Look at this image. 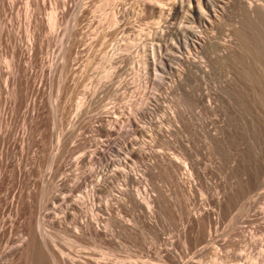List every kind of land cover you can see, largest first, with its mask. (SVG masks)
<instances>
[{
	"label": "rangeland",
	"instance_id": "1",
	"mask_svg": "<svg viewBox=\"0 0 264 264\" xmlns=\"http://www.w3.org/2000/svg\"><path fill=\"white\" fill-rule=\"evenodd\" d=\"M3 1H5L6 3ZM11 1H14L13 5H11ZM17 1H0L4 4L1 5L2 3H0V9L3 8L2 13H0V21L4 24L2 25V23H0V32L1 28L2 32H5H3L2 34L0 33V54L3 53L2 56L0 55V59H2V61H0V64L1 62L3 64V66H1L2 64L0 65V70L1 67H3V70L0 71V74L2 75H0V79L1 82L5 81V83L0 82V86L2 85L0 87V172L2 174H0V195L2 196H0V218L2 219L0 220V223L2 222L0 224V226L2 227L0 228L2 229L0 230H5L4 236L0 238V253L2 252L0 254V263H10L12 260L10 259V257L8 260V257L6 255L10 254L13 248L21 245V243H23V241L27 239V237L31 233L34 235L37 234L36 237L39 239L41 237L40 240H43L42 238H44V240H47L48 238V243L45 248L50 249H46L47 253L50 255V251L52 249V252H54L53 254H56L54 258L52 257L53 255L51 253V264H80L79 262H81V264H113L116 261V264H129L130 262L131 264H164L165 261H168V263L165 262V264H173L171 260L163 257L164 253H166V250H172L179 261L183 262L185 260L183 262L184 264H264V26H253L252 28L253 34H255L253 43L254 47L251 46L252 44L250 45L248 44V42L244 41V38L241 36L240 31L247 22L246 5L250 0H216V8L221 14L217 20H214L213 17H211L212 19L210 17H207L206 10H204L205 20L196 18L195 15L189 10L177 11L176 9H174L175 0H38V2L40 1L39 3H36L37 0ZM53 1H58L56 2L57 7L54 6L56 3H54ZM30 2L32 3L30 4ZM64 2L66 7H64ZM258 3L264 4V0H260ZM37 5L39 7L40 5H42L41 10H43L40 11L41 14H39V7ZM4 6L8 9V11ZM186 6H190L189 2L186 3ZM16 8L19 11H17ZM64 8H66V11ZM14 9L18 13L15 12ZM12 11L14 14L12 13ZM63 11L65 14L63 13ZM36 13L38 15H36ZM53 13L57 15V20H55ZM170 13L171 15L169 16ZM2 16L7 18L9 17L11 19L8 18L9 21L7 22V18H2ZM12 16H16V18H13V20ZM223 17H225V19H223ZM37 18H39L41 21ZM4 19L6 20L5 22ZM32 21L34 22V24ZM13 25L15 27H13ZM35 25L36 27H34ZM37 25L40 27L42 26L41 30L38 29L40 27H37ZM18 27L20 30L18 29L17 31L16 29ZM43 27L44 30H42ZM36 29L40 31H37ZM236 29L240 30H237L236 32ZM10 31H12V33H8ZM14 31L16 32V35ZM34 34L36 35V37ZM197 36L202 40L197 39ZM10 38L15 39L12 40V42ZM187 38L191 40L188 41ZM208 38H210L211 40ZM16 39H19V41ZM48 39H50V43ZM14 41L16 45L14 46L17 49L13 47ZM42 41H45L44 44L46 46L44 44H41L43 43ZM229 43L232 45H229ZM21 46L22 49H20ZM32 46L35 47L33 65L32 62L28 60V57L30 55L28 54V52H31L30 48ZM40 46H44L43 49H40ZM233 48L237 49L236 53L227 58L225 56L226 52L228 51V53H230ZM13 49L14 51H20L22 55L21 57L15 58L14 62L17 66H15V63L13 65V60L11 57ZM40 50L42 51V53H40ZM6 51L8 52L7 56ZM22 51L25 55H23ZM154 52L159 54V57L157 56V62L154 63L153 66L148 63L150 61L147 60L148 57L150 58L151 54H154ZM249 52L251 53V55L248 54ZM38 55L42 56L38 57ZM186 55H191L192 58L196 60L193 63L182 60V57ZM161 57L162 59H160ZM19 61H21L22 64L20 66L18 65ZM36 61H38V63H36ZM10 62L12 63L10 64ZM54 62L56 64L58 63V67ZM6 63L8 66L6 65ZM250 64L252 66H250ZM11 66L13 67V69H11ZM47 66H52L51 69H53L54 71H51V69ZM202 66L205 67L202 68ZM8 67L9 70L7 69ZM54 67H57L56 72ZM228 67L230 68L228 69ZM44 68L46 71L44 70ZM17 69L20 71H18ZM28 69L30 71H28ZM36 69H39L42 74H40L41 72L39 70L38 72ZM10 72L11 77L9 76ZM12 72L14 73L12 74ZM20 73H22V75ZM26 75L29 76L28 79H26ZM30 75L32 76L30 77ZM42 76H44V79H42ZM37 77H39L40 80ZM12 79L14 81H12ZM41 81H43L44 83H42ZM14 82L16 84H14ZM220 83H222V85H220ZM5 85L6 87H4ZM32 85L37 86V92H31ZM8 87H10L11 90ZM13 90H17L20 99L18 97L17 98L19 100L16 98L13 99ZM11 91L12 93L10 94ZM27 91L30 97L27 96ZM101 91L103 93H101ZM8 96H11V98ZM90 97H94L95 99L97 98L99 103L96 102L94 98L91 100ZM208 97H210L211 99ZM6 98H10V101ZM27 99L29 103L26 102ZM40 99H42L43 101ZM89 100H94L93 103L96 104H92V102L88 103L90 102ZM230 100L232 101L230 102ZM14 106H16L18 113L15 112L16 108ZM27 106H29V108ZM12 109H15L14 112H12ZM24 109H27L26 112H24ZM28 110L30 111V113ZM4 113L7 117L4 116ZM12 113L14 114L13 119V116L11 115ZM132 113L135 114L133 115ZM17 114L18 116H16ZM128 116L130 117L128 118ZM24 117L26 118L24 119ZM11 120L12 122H10ZM19 120L20 122H18ZM151 120H154V122ZM129 121L131 122V124H128L130 123ZM156 121H158V123ZM123 122L124 125H122ZM3 123L4 127L2 126ZM9 123L12 124L8 125ZM18 123H20V125ZM132 123L134 124L132 125ZM23 124L24 127H22ZM113 124H117V126H114ZM3 128H5V130ZM22 128H24V130ZM27 128L29 130H27ZM102 128H107L108 131L106 132ZM114 128L117 130H115ZM154 128L158 129L156 130ZM216 128L220 132H218ZM118 129H120V131ZM204 129L206 131H204ZM161 130L164 132H162ZM1 131L3 134V131L9 133L8 135L7 133H5V136H3L1 134ZM214 131L215 133L217 131V133L215 134ZM23 132L24 134H22ZM30 132H32V135H34L33 138ZM71 132L73 134L75 133V137ZM155 132L160 135L157 136ZM15 133L16 136H14ZM137 133L138 135H136ZM163 133L165 134V136L162 135ZM23 135H26V137H24ZM65 135L71 136V139H69L70 137H68L67 139V136L65 137ZM120 135H122V137H119ZM17 136L18 141H16ZM28 136H30V140ZM110 136L114 138L112 139ZM38 137H40V139ZM64 138L66 140H64ZM67 140L69 141V143ZM125 140L129 141L125 143ZM109 141L110 145H108ZM170 141H172L173 145ZM25 142L26 144H24ZM62 142L66 144H63ZM85 142L88 144V147ZM140 142L142 145L140 144ZM9 143L11 144L9 145ZM138 143L140 145L135 146L138 145ZM148 144L153 145V147ZM63 145L64 148L66 145H68V147H71V149L69 150V148H65L66 150H64ZM97 145H99L101 149L103 148V154L100 155V157L98 156L97 158H94L93 160L89 159V155L91 153L90 150L93 151L98 148ZM120 145H122L124 148L121 146L120 149ZM86 147L87 149H84ZM105 147L106 149H104ZM140 147H142V149ZM132 148H140L141 152H146L144 154H140L139 149V154L133 157L128 153ZM22 149H24V153L22 152ZM123 149L124 151L122 153ZM78 150L80 152L82 151L83 155L80 152L78 153ZM85 150L86 152H84ZM153 150L154 154H152ZM70 151L73 154L75 152V156L72 153H69ZM14 152L17 153L15 154ZM64 152L65 154L66 152L69 153L68 156L65 157ZM14 155H16V157ZM63 155L64 157H62ZM167 155L169 157H167ZM2 157L4 161L2 160ZM6 157H10L11 159L8 158V161ZM79 157L82 159H80ZM117 157L119 158L117 159ZM153 157L158 158L154 160L155 158ZM162 157L164 158L163 160ZM170 157L173 159H171ZM36 158L38 159V161ZM70 158L76 161V163L73 162ZM188 158L191 162L188 160ZM119 159L127 161V164H129L127 166V170L133 171L137 175L141 173L139 176H141L142 181L145 183H141L143 184L141 186L142 191L147 193V195L149 194L148 196H152V198L154 197L156 201L152 202L149 205V208L154 209V211H152V214H156L155 216H151V218L154 216L153 218L155 219V221H152L153 219H151L150 216L148 217L149 214L147 212V206L141 207L136 205L132 201L130 195L131 192L136 193V184L131 181H126V183H124L120 176L118 178V175H115V169L122 170L124 168L121 167L122 165H119ZM170 159L181 164V168L178 169V171L177 169L175 170L174 168L169 167L171 165L170 163H168L171 162ZM6 160L8 161V163ZM132 160H136V162ZM67 161L70 162L67 163ZM155 161L156 163H154ZM159 161L168 162H165L162 166L163 163L161 164L159 163ZM1 162L4 163L2 164ZM144 162H146V164L148 165L144 164ZM133 163H137V166L135 165L137 168ZM59 164H61V166ZM75 164H78L77 167ZM95 164L97 165L96 167ZM153 164L156 166H154ZM165 164L167 165L166 167ZM103 165H105V167ZM91 166L92 168L90 171L89 168ZM2 167L4 168L1 169ZM66 167L69 168L66 170ZM149 167L150 170H147L149 169ZM154 167H157L158 170L160 169V171H158L157 168ZM205 168L208 169V171ZM26 169L28 170L26 171ZM93 169H95L96 171H94ZM140 169L141 171H146L140 172ZM203 170H205L206 173ZM55 171H57L58 173ZM59 171L60 173H62L61 175ZM168 171L170 174L172 173V179L170 178L171 175H169ZM188 171L190 172V175ZM81 172L84 174H82V177L80 175ZM164 172H166L167 175ZM103 173L107 178L109 176V179H107L106 181L108 183L103 182V186H99V178H101ZM178 174H180L181 176L179 175L178 177ZM48 175L50 176L48 177ZM32 177H34V179ZM70 177L73 178L71 179ZM76 177L78 179H76ZM148 177H150V180L148 179ZM52 179H54L53 181H55V183L59 185H54L55 183L52 182ZM97 179L98 181H96ZM111 180L113 181V183ZM44 181H47L48 183ZM76 181L78 183H76ZM179 181L180 185H178ZM149 182L152 183L149 184ZM45 183L46 185H48H44ZM128 183L130 185H128ZM186 184L188 185V187ZM49 185L50 188L48 187ZM110 185L112 187H110ZM147 185H150L152 187ZM59 186L60 188L58 189ZM118 186L119 188H117ZM160 186H162L163 188ZM180 186H182L184 190ZM121 187L125 191H130V194H127L125 196L121 194ZM174 187H176V189ZM8 188L10 191L8 190ZM55 188L57 189L56 191ZM208 188L210 191L208 190ZM30 189L32 190V195L30 193ZM110 189H112L113 191ZM115 189L116 192L114 191ZM148 189L149 193L147 192ZM153 189L155 190L152 192ZM48 190H51L52 193H50V191ZM43 191L45 194L43 193ZM59 191L62 193V195H60L61 193ZM71 191L74 192L72 193ZM94 191L96 192L94 193ZM185 191L186 196L184 194ZM216 191H218L219 193ZM47 192L50 194H48ZM108 193L111 195L110 197ZM169 193L171 195H168ZM177 193L178 197L175 196L177 195ZM43 194L45 197H42ZM47 194L52 197H49ZM63 194L65 198L63 197ZM182 194H184L185 197H183ZM187 194L190 195L191 198ZM216 195H219V197H216ZM106 196L109 198H107ZM179 196L181 199L179 198ZM117 197H121V199L118 200ZM186 197H188V203H186ZM224 197L226 198L224 199ZM40 198H44V200H40ZM176 198L179 199L176 200ZM205 198L208 200L206 201ZM78 199L80 203H78ZM108 200L110 202H108ZM249 200H251V204L248 203L250 206L254 202L252 208L248 204L247 207L245 206V203L249 202ZM6 201H8V204ZM73 201H76V204ZM93 201L96 205H102L103 203V206H106L107 204L109 206L111 205V213L118 217V219H122L121 221L125 223H113V228L112 222H109L107 219L109 218V216L105 213L103 214V212H101L100 210V212L98 210L96 211L98 215H96V218L99 216L100 217L98 218V220H95L98 224H100L99 226L102 227L103 225L102 228L100 227V230L106 233L108 231L110 232L107 233L108 236L106 235V238L107 240H109V242H107L104 238L105 242L103 241L102 243L101 241L103 237L100 238L101 236H98V238L96 237V235L91 233L93 235L92 236L90 234L91 231L87 228L86 224L85 227L82 224L84 223L85 218L88 217V205ZM84 202L87 203L85 204ZM44 203L46 205L48 203V207H46ZM120 203H124V205H120ZM128 203H132V206ZM42 205L45 210L42 208ZM62 205L63 207H61ZM6 206H8L7 209ZM211 207L214 208V210H212ZM40 208L42 209L40 210ZM189 208L193 209H190V211ZM50 209L52 210L50 211ZM68 209L72 211V213ZM140 209L142 211H140ZM157 209L160 212H158ZM220 209L222 211V214H220ZM42 210L50 214L47 215ZM75 211L77 212L75 213ZM135 211L140 214L138 215ZM188 211L189 213H192V215L190 214L191 216L188 214ZM205 211L209 214H206L204 216ZM18 212L20 214H18ZM60 212L63 214H61ZM66 212L71 215L67 216L68 218H63ZM131 212L134 213V215ZM179 212L182 214H180ZM194 212L197 213L195 214ZM8 213H12L11 217L14 215L12 219L8 215ZM33 213L34 215H32ZM100 213L103 215H101ZM75 214H77V217L75 216ZM3 215L5 216V218L3 217ZM79 215L82 220L79 218ZM39 217H42L41 219H43L45 223V220H47L48 223L50 221V225L54 226L55 228L52 226L51 228H49L50 225L48 223H46V225L48 224L49 226H46L43 220H38ZM89 217H91L90 214ZM181 217H183L184 220ZM195 217L199 219V222L197 224L193 222V218ZM240 218L242 220H239ZM137 219H139L141 224H139V221H135ZM218 220L220 223L218 222ZM80 221H82V223ZM42 222L43 225H45L44 228H42ZM66 222L68 223L66 224ZM69 222L70 224H72L70 225ZM134 222L138 223L139 226L144 223L142 225V229L141 227H138V224H135ZM148 222L154 223H152V228L147 227ZM236 222L238 223L237 226ZM10 223H13V225H11ZM73 223H76L79 226L76 224L74 225ZM131 223H134L135 225H133L135 227L131 225ZM81 225L83 228H81L82 232L80 230ZM132 226L134 227L135 231H132ZM41 228L44 230H41ZM56 228L58 229V231ZM64 228L66 229V231ZM104 228L108 230H105ZM124 228H127L126 230H128L129 232H126L128 234L124 232ZM38 229L41 231H39ZM62 229L66 233H62ZM184 230H186V233L184 232ZM42 231H45V233H47V238H45L46 235L44 232V235L41 233ZM51 231L52 233H54L53 235L55 237H53ZM70 231H72L73 233ZM114 231L118 232H115L117 241L116 237L112 238L113 236H115ZM10 233H12L13 235L11 234V236ZM83 233L86 234V238L85 236L83 237ZM74 234L79 235L80 239H78V236H74ZM42 235L44 237H42ZM128 235L130 236L128 237ZM132 235H134V237H132ZM242 235H244L243 237L246 238H243ZM15 237L16 239H14ZM87 237L90 238L88 239ZM52 238H56V240H54L55 242L53 241V243H55V247L51 242L53 240ZM91 238H93L95 241L90 240ZM95 238H97V241ZM208 241L212 242L210 243ZM245 241L248 242L246 243ZM252 241L255 242L253 243ZM57 243H59L58 246H56ZM9 245L15 247L11 248ZM205 245L207 248L205 247ZM114 246L117 247L120 254L118 253V251H115L116 247L114 248ZM164 247L167 248L164 249ZM202 247H204L205 249H203ZM112 248L115 250H112ZM158 249L159 253H157ZM163 249L164 251H162ZM199 250L200 255H197V252H199ZM63 251L66 252L64 253ZM160 251L163 255L160 254ZM60 252H62V254ZM113 252L118 253L119 255L114 254ZM1 255L4 257H1ZM113 255L116 256L114 257ZM80 257L82 258L80 259ZM89 257L91 258L89 259ZM103 258L106 260H104ZM161 258L165 259V261H161ZM55 259L58 263L55 261ZM72 259L76 262L72 261ZM189 260L190 262H188ZM2 261L6 262L4 263ZM15 261L18 263L20 262L19 260ZM54 261L56 263H53Z\"/></svg>",
	"mask_w": 264,
	"mask_h": 264
},
{
	"label": "bare ground",
	"instance_id": "2",
	"mask_svg": "<svg viewBox=\"0 0 264 264\" xmlns=\"http://www.w3.org/2000/svg\"><path fill=\"white\" fill-rule=\"evenodd\" d=\"M0 1H1V0H0ZM16 1H17V0H16ZM35 1H36V0H35ZM35 1H34V2H35ZM45 1H46V0H45ZM63 1H64V0H63ZM232 1H233V0H232ZM244 1H245V0H244ZM259 1H260V0H259ZM259 1H258V0H257V1H256V0H250V1H248L247 5H246L247 22H246V24L241 28V31H240V34H241V36L244 38V41L248 42V44H250V45L252 44V45H251L252 47H254V46H253V43H254V39H255V38H254V37H255V34H253V31H252L253 26H264V4L258 3ZM261 1H262V0H261ZM3 2H5V1H3ZM3 2H0V3H2L1 5H4ZM17 2H18V1H17ZM39 2H40V1H39ZM39 2H38V0H37L36 3H39ZM53 2L56 3V2H58V1H56V2L53 1ZM53 2H52V3H53ZM188 2H189V5H190L189 7L186 6V3H188ZM215 2H216V0H175V2H174V4H175V5H174V9H176L177 11H183V10H187V11H188V10H189L190 12H192V13L195 15L196 18H198V19H200V20H205V15H204L205 13H204V10H206V11H207V14H206L207 17H210V18L213 17L214 20H217L221 14H220L219 10H217V8H216V3H215ZM228 2H229V1H228ZM5 3H6V2H5ZM31 3H32V2H30V4H31ZM60 3H61V2H60ZM66 3H67V2H66ZM217 3H218V2H217ZM226 3H227V2H226ZM230 3H231V2H230ZM234 3H235V2H234ZM13 4H14V1H11V5H13ZM15 4H16V3H15ZM18 4H20V3H18ZM18 4H17V5H18ZM46 4H47V3H46ZM63 4H64V7H66V6H65V2H64ZM220 4H221V3H220ZM220 4H219V5H220ZM34 5H35V4H34ZM44 5H45V4H44ZM56 5H57V3H56L54 6H56ZM60 5H61V4H60ZM221 5H222V4H221ZM5 6H6V5H5ZM5 6H4V7H5ZM37 6H38V5H37ZM41 6H42V5H40V7L38 6V7H39V10H38L39 12L43 10V9L41 10ZM15 7H17V6H15ZM38 7H37V8H38ZM56 7H57V6H56ZM225 7H226V6H225ZM5 8H6V7H5ZM10 8H11V7H10ZM30 8H31V7H30ZM34 8H35V7H34ZM34 8H33V9H34ZM61 8H62V7H61ZM2 9H3V8H2ZM2 9H0V10H1L0 13H2ZM6 9H7V8H6ZM6 9H5V10H6ZM11 9H12V8H11ZM47 9H48V8H47ZM64 9H65V11H66V8H64ZM223 9H226V8H223ZM14 10H15V9H14ZM16 10H17V8H16ZM16 10H15V12L19 11V10H17V11H16ZM36 10H37V9H36ZM56 10H57V9H56ZM58 10H59V9H58ZM7 11H8V9H7ZM34 11H35V10H34ZM45 11H46V10H45ZM169 11H170V10H169ZM224 11H225V10H224ZM5 12H6V11H5ZM10 12H11V11H10ZM39 12H38V13H39ZM12 13H13V11H12ZM17 13H18V12H17ZM54 13H55V12H54ZM54 13H53V16H54L55 20H57V19H58V18H57V15L54 14ZM63 13H64V11H63ZM224 13H225V12H224ZM227 13H228V12H227ZM6 14H8V13H6ZM13 14H14V13H13ZM15 14H16V13H15ZM30 14H31V13H30ZM39 14H41V12H40ZM60 14H61V13H60ZM60 14H59V15H60ZM64 14H65V13H64ZM1 15H2V14H1ZM4 15H5V13H4ZM9 15H10V13H9ZM20 15H21V13H20ZM36 15H38V14L36 13ZM170 15H171V13L169 14V16H170ZM30 16H31V15H30ZM41 16H42V15H41ZM60 16H61V15H60ZM18 17H19V15H18ZM36 17H37V16H36ZM58 17H59V16H58ZM63 17H64V16H63ZM207 17H206V18H207ZM0 18H1V17H0ZM2 18H5V19H6L7 17L2 16ZM8 18H9V17H8ZM8 18H7V22L9 21V19H11V18H9V19H8ZM13 18H16V16H15V17L12 16V19H13ZM168 18H169V17H168ZM221 18H222V17H221ZM221 18H220V19H221ZM243 18H244V17H243ZM5 19H4V22L6 21ZM37 19H39V18H37ZM37 19H36V20H37ZM115 19H116V16H115ZM115 19H114V20H115ZM207 19H208V18H207ZM211 19H212V18H211ZM211 19H209V20H211ZM223 19H225V17H223ZM2 20H3V19H2ZM13 20H14V19H13ZM16 20H17V19H16ZM39 20H40V19H39ZM59 20H60V19H59ZM221 20H222V19H221ZM10 21H11V20H10ZM40 21H41V20H40ZM13 22H14V21H13ZM15 22H16V21H15ZM18 22H19V21H18ZM32 22H33V21H32ZM211 22H212V21H211ZM221 22H222V21H221ZM0 23H2V25H4L3 22L0 21ZM38 23H39V22H38ZM43 23H44V22H43ZM205 23H206V22H205ZM215 23H217V22H215ZM6 24H7V23H6ZM13 24H14V23H13ZM33 24H34V22H33ZM36 24H37V21H36ZM41 24H42V23H41ZM202 24H203V23H202ZM7 25H8V24H7ZM17 25H18V24H17ZM17 25H16V26H17ZM38 25H39V24H38ZM38 25H37V27H40V26H38ZM43 25H44V24H43ZM235 25H236V24H235ZM0 26H1V24H0ZM30 26H31V25H30ZM202 26H203V25H202ZM13 27H15V26L13 25ZM20 27H21V26H20ZM34 27H36V25H35ZM41 27H42V26H41ZM41 27L38 28V29L41 30ZM47 27H48V26H47ZM51 27H52V26H51ZM206 27H207V26H206ZM208 27H209V26H208ZM212 28H213V27H212ZM238 28H239V25H238ZM260 28H261V27H260ZM13 29H15V28H13ZM18 29H19V27H18L16 30L18 31ZM34 29H35V28H34ZM38 29H36V30H37V31H40V30H38ZM160 29H161V28H160ZM16 30H15V31H16ZM19 30H20V29H19ZM36 30H35V31H36ZM42 30H44V27L42 28ZM46 30H48V29H46ZM209 30H210V29H209ZM237 30H238V29H236V32H237ZM239 30H240V29H239ZM239 30H238V31H239ZM15 31H14V32H15ZM29 31H30V29H29ZM51 31H52V29H51ZM194 31H195V30H194ZM196 31H197V30H196ZM3 32H4V31H3ZM3 32H2V28H1V32H0V33L2 34ZM14 32H13V34H14ZM24 32H25V31H24ZM41 32H43V31H41ZM197 32H198V31H197ZM197 32H195V33H197ZM200 32H201V31H200ZM200 32H199V33H200ZM226 32H227V31H226ZM4 33H5V32H4ZM8 33H12V31H10V32H8ZM32 33H33V32H32ZM257 33H258V32H257ZM20 34H21V33H20ZM20 34H19V35H20ZM29 34H30V33H29ZM41 34H42V33H41ZM6 35H7V34H6ZM15 35H16V32H15ZM19 35H18V36H19ZM22 35H23V34H22ZM32 35H33V34H32ZM34 35H35V34H34ZM42 35H43V34H42ZM201 35H202V34H201ZM204 35H205V34H204ZM238 35H239V32H238ZM11 36H14V35H11ZM39 36H40V35H39ZM39 36H38V37H39ZM230 36H231V35H230ZM3 37H4V35H3ZM15 37H16V36H15ZM19 37H20V36H19ZM29 37H30V36H29ZM32 37H33V36H32ZM35 37H36V35H35ZM203 37H205V36H203ZM208 37H209V35H208ZM11 38H12V37H11ZM11 38H10L11 41L15 39V38H14V39H11ZM41 38H42V36H41ZM41 38H40V39H41ZM44 38H45V37H44ZM196 38L199 39V40H202V39L199 38L198 36H197ZM0 39H1V38H0ZM36 39H37V38H36ZM194 39H195V38H194ZM197 39H196V40H197ZM208 39H210V38H208ZM232 39H234V38H232ZM3 40H4V39H3ZM16 40L19 41V39H16ZM23 40H26V39H23ZM45 40H46V39H45ZM187 40L189 41V40H191V39L187 38ZM210 40H211V39H210ZM226 40H227V39H226ZM262 40H263V39H262ZM11 41H10V42H11ZM18 41H17V43H18ZM20 41H21V40H20ZM48 41H49V43H50V39H48ZM218 41H219V40H218ZM220 41H221V40H220ZM0 42H1V40H0ZM3 42H4V41H3ZM6 42H7V41H6ZM8 42H9V41H8ZM12 42H13V41H12ZM23 42H24V41H23ZM32 42H33V41H32ZM40 42H41V41H40ZM42 42H43V41H42ZM44 42H45V41H44ZM44 42L41 43V44H44ZM69 42H70V41H69ZM193 42H194V41H193ZM201 42H202V41H201ZM227 42H228V41H227ZM237 42H238V41H237ZM262 42H263V41H262ZM20 43H21V42H20ZM34 43H35V42H34ZM37 43H38V42H37ZM186 43H187V41H186ZM196 43H197V42H196ZM198 43H199V42H198ZM30 44H31V43H30ZM200 44H201V43H200ZM222 44H223V43H222ZM225 44H226V43H225ZM3 45H4V44H3ZM8 45H9V43H8ZM11 45H12V44H11ZM14 45H15V41H14L13 47L16 46V45H15V46H14ZM18 45H20V44H18ZM18 45H17V46H18ZM44 45H45V44H44ZM186 45H187V44H186ZM189 45H190V44H189ZM194 45H195V44H194ZM202 45H203V44H202ZM229 45H232V44L229 43ZM1 46H2V45H1ZM45 46H46V45H45ZM242 46H243V45H242ZM13 47H12V48H13ZM19 47H20V46H19ZM40 47H41V46H40ZM43 47H44V46H42L40 49H43ZM29 48H30V47H29ZM190 48H191V47H190ZM239 48H240V47H239ZM255 48H256V47H255ZM257 48H258V47H257ZM15 49H17V48L15 47ZM20 49H22V46H21ZM30 49H31V52H30V53L28 52V54H30L29 57H28V60H29L30 62H32V65H33V58H34V53H35V47L32 46ZM242 49H243V48H242ZM8 50H9V49H8ZM23 50H24V49H23ZM154 50H155V49H154ZM199 50H200V49H199ZM225 50H226V49H225ZM245 50H246V49H245ZM255 50H256V49H255ZM1 51H2V49H1ZM12 51H13V52H12L11 57H12V60H13V65H14V63H15V62H14V61H15V58H17V57H21L22 55H21V52H20V51H14V49H13ZM26 51H27V48H26ZM28 51H29V50H28ZM40 51H41V50H40ZM197 51H198V50H197ZM236 51H237V49L233 48V50H231L230 53H228V51H227L225 56H226L227 58H229L231 55H233L234 53H236ZM6 52H7V51H6ZM43 52H44V51H43ZM195 52H196V51H195ZM201 52H202V51H201ZM222 52H223V51H222ZM246 52H247V51H246ZM22 53H23V51H22ZM40 53H42V51H41ZM243 53H244V52H243ZM2 54H3V53H2ZM2 54H0V55L2 56ZM198 54H199V52H198ZM246 54H247V53H246ZM248 54L251 55L250 52H249ZM258 54H259V53H258ZM7 55H8V52H7L6 56H7ZM23 55H25V54L23 53ZM259 55H260V54H259ZM261 55H262V54H261ZM41 56H42V55H41ZM41 56L38 55V57H41ZM43 56H44V55H43ZM64 56H66V55H64ZM157 56L159 57V54H157V53H155V52H154L153 55L151 54L150 58L148 57V60H147V61H150V62H148V63H150L151 65H153L154 63H156V62H157ZM195 56H196V55H195ZM197 56H198V55H197ZM4 57H5V56H4ZM4 57H3V58H4ZM198 57H199V56H198ZM215 57H216V56H215ZM45 58H46V57H45ZM45 58H43V59H45ZM63 58H64V57H63ZM203 58H204V57H203ZM248 58H249V57H248ZM5 59H6V58H5ZM65 59H66V58H65ZM160 59H162V57H161ZM219 59H220V58H219ZM21 60H22V59H21ZM37 60H38V59H37ZM182 60H184V61H186V62H189V63H193L196 59L194 60V59L192 58L191 55H186V56L182 57ZM224 60H225V59H224ZM257 60H258V59H257ZM0 61H2V59H0ZM5 61H6V60H5ZM9 61H11V60H9ZM9 61H8V62H9ZM16 61H18V60H16ZM147 61H146V62H147ZM163 61H164V60H163ZM197 61H198V60H197ZM200 61H201V60H200ZM255 61H256V59H255ZM8 62H7V63H8ZM19 62H20V63H19ZM19 62H18V65H19V66L22 65V64H21V61H19ZM258 62H259V61H258ZM7 63H6V65H7ZM11 63H12V62H10V64H11ZM28 63H29V62H28ZM36 63H38V61H36ZM41 63H42V61H41ZM43 63H44V62H43ZM54 63H55V62H54ZM162 63H164V62H162ZM195 63H196V62H195ZM201 63H202V62H201ZM204 63H205V62H204ZM225 63H226V62H225ZM1 64H2V62H1ZM1 64H0V65H1ZM4 64H5V62H4ZM34 64H35V63H34ZM52 64H53V63H52ZM55 64H56V63H55ZM64 64H65V63H64ZM198 64H200V63H198ZM6 65H5V66H6ZM44 65H46V64H44ZM65 65H66V64H65ZM201 65H202V64H201ZM1 66H3V64H2ZM7 66H8V65H7ZM15 66H17L16 63H15ZM29 66H31V65H29ZM53 66H55V65H53ZM56 66L58 67V63L56 64ZM153 66H154V65H153ZM250 66H252V65L250 64ZM33 67H34V66H33ZM35 67H36V65H35ZM47 67H48V66H47ZM47 67H46V69H47ZM51 67H52V66H51ZM51 67H48V68L51 69ZM57 67H54L55 72H56V68H57ZM59 67H60V66H59ZM62 67H63V65H62ZM204 67H205V66H204ZM204 67L202 66V68H204ZM16 68H17V67H16ZM40 68H41V66H40ZM229 68H230V67H228V69H229ZM262 68H263V67H262ZM7 69L9 70V67H8ZM11 69H13L12 66H11ZM11 69H10V71H11ZM14 69H15V67H14ZM19 69H20V67H19ZM63 69H64V68H63ZM1 70H3V67H1ZM1 70H0V71H1ZM17 70H18V69H17ZM36 70H37V69H36ZM38 70H39V69H38ZM38 70H37V71H38ZM44 70H45V68H44ZM52 70H53V69H51V71H52ZM6 71H7V70H6ZM12 71H15V70H12ZM18 71H20V70H18ZM28 71H30V70L28 69ZM28 71H25V72H28ZM39 71H40V70H39ZM39 71H38V72H39ZM45 71H46V70H45ZM45 71H44V72H45ZM51 71H50V72H51ZM53 71H54V70H53ZM57 71H58V70H57ZM180 71H181V70H180ZM32 72H34V71H32ZM40 72H41V71H40ZM7 73H8V72H7ZM13 73H14V72H12V74H13ZM16 73H17V72H16ZM52 73H54V72H52ZM2 74H3V73H2ZM10 74H11V72L9 73V76H10ZM20 74L22 75V73H20ZM33 74H34V73H33ZM33 74H32V75H33ZM37 74H38V73H37ZM40 74H42V72H41ZM204 74H206V73H204ZM0 75H1V74H0ZM18 75H19V74H18ZM24 75H25V73H24ZM32 75H30V77H31ZM1 76H2V75H1ZM3 76H4V75H3ZM5 76H6V73H5ZM5 76H4V77H5ZM16 76H17V75H16ZM26 76H27L26 79H28L29 76H28V75H26ZM38 76H39V75H38ZM112 76H113V75H112ZM231 76H232V74H231ZM4 77H3V80H4ZM10 77H11V76H10ZM13 77H14V75H13ZM18 77H19V76H18ZM39 77H40V76H39ZM39 77H37V78L40 80ZM42 77H43L42 79H44V76H42ZM0 78H1V77H0ZM34 78H35V77H34ZM9 79H10V78H9ZM23 79H24V78H23ZM30 79H31V78H30ZM38 79H37V80H38ZM235 79H236V78H235ZM5 80H6V79H5ZM12 81H14V80L12 79ZM21 81H23V80H21ZM26 81H28V80H26ZM29 81H30V80H29ZM35 81H36V80H35ZM43 81H44V80H43ZM43 81H41V82L44 83ZM0 82H1V79H0ZM2 82L5 83V81H2ZM2 82H1V83H2ZM15 82H16V79H15ZM15 82H14V84H16ZM41 82H40V84H41ZM10 83H11V82H10ZM12 83H13V82H12ZM8 84H9V83H8ZM14 84H13V85H14ZM216 84H217V83H216ZM224 84H225V83H224ZM37 85H38V84H37ZM220 85H222V83H220ZM1 86H2V85H1ZM1 86H0V87H1ZM8 86H10V85H8ZM16 86H17V85H16ZM103 86H104V85H103ZM4 87H6V85H5ZM14 87H15V86H14ZM17 87H18V86H17ZM41 87H42V86H41ZM105 87H106V86H105ZM220 87H221V86H220ZM8 88L10 89V87H8ZM15 88H16V87H15ZM22 88H24V87H22ZM26 88H27V87H26ZM206 88H207V87H206ZM1 89H3V88H1ZM12 89H13V87H12ZM27 89H28V88H27ZM4 90H5V88H4ZM10 90H11V89H10ZM17 90H18V89H17ZM17 90H15V91L13 90L14 93H12V91L10 92V94H11V93L13 94V99H14V98L18 99V98H19L18 93H17ZM37 90H38V89H37V86H36V85H35V86H34V85L31 86V92L34 93V92H37ZM207 90H208V89H207ZM217 90H218V89H217ZM29 91H30V89H29ZM221 91H222V89H221ZM221 91H220V92H221ZM1 92H2V91H1ZM6 92H7V91H6ZM8 92H9V91H8ZM98 92H99V91H98ZM207 92H208V91H207ZM207 92H206V94H207ZM209 92H210V91H209ZM4 93H5V92H4ZM27 93H28V91H27ZM27 93H26V94H27ZM33 93H32V94H33ZM101 93H103V92L101 91ZM104 93H105V92H104ZM98 94H100V93H98ZM209 94H210V93H209ZM209 94H208V95H209ZM1 95H2V94H1ZM6 95H7V94H6ZM20 95H21V94H20ZM38 95H39V94H38ZM94 95H95V94H94ZM27 96L30 97V96H29V93H28ZM31 96H32V95H31ZM34 96H35V95H34ZM34 96H33V98H34ZM100 96H102V95H100ZM226 96H227V95H226ZM8 97L11 98V96H8ZM17 97H18V98H17ZM94 97H95V96H94ZM94 97H90V99L92 100ZM227 97H228V96H227ZM10 98H8V99L6 98V99L10 101ZM26 98H27V97H26ZM43 98H44V97H43ZM208 98H210V97H208ZM16 99H15V101H16ZM19 99H20V98H19ZM19 99H18V100H19ZM29 99H30V98H29ZM94 99H95V98H94ZM96 99H97V98H96ZM96 99H95V101L98 102V99H97V100H96ZM210 99H211V98H210ZM18 100H17V102H18ZM40 100H42V99H40ZM91 100H89L90 102H88V103H91V102H92V104H96V103H93L94 100H93V101H91ZM99 100H100V99H99ZM219 100H220V99H219ZM11 101H12V100H11ZM35 101H36V100H35ZM42 101H43V100H42ZM208 101H209V100H208ZM211 101H212V100H211ZM231 101H232V100H230V102H231ZM3 102H4V101H3ZM7 102H8V101H7ZM7 102H6V103H7ZM13 102H14V101H13ZM17 102H15V103H17ZM26 102H28V99H27ZM209 102H210V101H209ZM218 102H219V101H218ZM1 103H2V101H1ZM28 103H29V102H28ZM98 103H99V102H98ZM98 103H97V104H98ZM233 103H234V102H233ZM11 104H12V103H11ZM11 104H10V105H11ZM33 104H34V101H33ZM86 104H87V102H86ZM86 104H85V105H86ZM207 104H208V103H207ZM218 104H219V103H218ZM15 105H16V104H15ZM27 105H28V104H27ZM210 105H211V104H210ZM219 105H220V104H219ZM223 105H224V103H223ZM2 106H3V105H2ZM6 106H8V105H6ZM30 106H31V105H30ZM89 106H90V105H89ZM4 107H5V106H4ZM11 107H12V106H11ZM14 107L16 108V106H14ZM27 107L29 108V106H27ZM34 107H35V105H34ZM59 107H60V106H59ZM0 108H1V107H0ZM2 108H3V107H2ZM12 108H13V107H12ZM28 108H27V109H28ZM36 108H37V107H36ZM27 109H26V110H27ZM85 109H86V108H85ZM223 109H224V108H223ZM7 110H8V109H7ZM12 110H13L12 112H14L15 109H12ZM26 110L24 109V112H26ZM89 110H90V107H89ZM2 111H3V110H2ZM4 111H5V109H4ZM9 111H10V110H9ZM9 111H8V113H9ZM28 111H29V110H28ZM34 111H35V110H34ZM87 111H88V110H87ZM15 112L18 113L17 108H16V111H15ZM132 112H133V111H132ZM0 113H1V112H0ZM5 113H6V112H5ZM5 113H4V114H5ZM29 113H30V111H29ZM38 113H40V112H38ZM85 113H86V112H85ZM91 113H92V112H91ZM130 113H131V112H130ZM15 114H16V113H15ZM22 114H23V113H22ZM25 114H26V113H25ZM32 114H33V113H32ZM132 114L134 115L135 113H132ZM11 115L13 116L14 114L12 113ZM34 115H35V114H34ZM34 115H33V116H34ZM136 115H137V114H136ZM0 116H1V115H0ZM4 116H6V114H5ZM16 116H18V114H17ZM25 116H26V115H25ZM130 116H131V114H130ZM130 116H128V118H129ZM6 117H7V116H6ZM8 117H9V116H8ZM26 117H27V116H26ZM26 117H24V119H25ZM118 117H119V116H118ZM133 117H134V116H133ZM217 117H218V116H217ZM1 118H2V117H1ZM13 118H14V116L12 117V119H13ZM37 118H38V117H37ZM37 118H36V119H37ZM121 118H122V116H121ZM128 118H127V119H128ZM135 118H136V116H135ZM214 118H215V117H214ZM3 119H4V118H3ZM116 119H117V118H116ZM215 119H216V118H215ZM225 119H226V118H225ZM6 120H7V119H6ZM32 120H33V119H32ZM122 120H123V119H122ZM122 120H121V122H122ZM128 120H129V119H128ZM136 120H137V118H136ZM211 120H212V119H211ZM1 121H2V120H1ZM27 121H28V120H27ZM110 121H111V120H110ZM117 121H119V120H117ZM125 121H126V120H125ZM151 121L154 122V120H151ZM6 122H7V121H6ZM10 122H12V120H11ZM18 122H20V120H19ZM24 122H25V121H24ZM32 122H33V121H32ZM32 122H30V123H32ZM80 122H81V121H80ZM108 122H109V121H108ZM111 122H112V121H111ZM127 122H128V121H127ZM129 122H130V121H129ZM156 122L158 123V121H156ZM206 122H207V121H206ZM15 123H16V121H15ZM83 123H84V122H83ZM100 123H101V122H100ZM104 123H105V122H104ZM116 123H117V122H116ZM157 123H156V124H157ZM163 123H164V122H163ZM11 124H12V123H11ZM11 124L9 123L8 125H11ZM18 124L20 125V123H18ZM25 124H27V123H25ZM101 124H102V123H101ZM109 124H110V123H109ZM109 124H108V125H109ZM111 124H112V123H111ZM128 124H131V122L128 123ZM133 124H134V123H132V125H133ZM150 124H151V123H150ZM223 124H225V123H223ZM1 125H2V124H1ZM8 125H7V126H8ZM15 125H16V124H15ZM79 125H81V124H79ZM82 125H83V124H82ZM98 125H99V124H98ZM102 125H103V124H102ZM106 125H107V124H106ZM113 125H114V124H113ZM120 125H121V124H120ZM120 125H119V126H120ZM122 125H124V122H123ZM203 125H204V124H203ZM2 126L4 127V123H3ZM21 126H22V125H21ZM27 126H28V125H27ZM27 126H26V127H27ZM88 126H89V125H88ZM114 126H117V124H115ZM125 126H126V125H125ZM130 126H131V125H130ZM158 126H159V124H158ZM158 126H156V127H158ZM9 127H10V126H9ZM9 127H8V128H9ZM22 127H24V124H23ZM26 127H25V128H26ZM81 127H82V126H81ZM83 127H84V126H83ZM109 127H110V126H109ZM126 127H127V126H126ZM143 127H144V126H143ZM246 127H247V126H246ZM0 128H1V126H0ZM17 128H18V127H17ZM124 128H125V127H124ZM124 128H123V129H124ZM160 128H161V126H160ZM162 128H163V126H162ZM164 128H165V127H164ZM3 129L5 130V128H3ZM13 129H14V127H13ZM22 129L24 130V128H22ZM31 129H32V127H31ZM45 129H46V127H45ZM77 129H79V128H77ZM87 129H88V128H87ZM102 129H103L104 131H106V132L108 131L107 128H102ZM114 129H115V128H114ZM121 129H122V128H121ZM154 129H156V128H154ZM157 129H158V128H157ZM157 129H156V130H157ZM219 129H220V128H219ZM1 130H2V129H1ZM8 130H9V129H8ZM20 130H21V127H20ZM27 130H29V129L27 128ZM112 130H113V129H112ZM115 130H117V129H115ZM118 130L120 131V129H118ZM126 130H127V128H126ZM131 130H133V129H131ZM159 130H160V129H159ZM166 130H167V129H166ZM169 130H170V129H169ZM216 130H217V128H216ZM6 131H7V130H6ZM11 131H12V129H11ZM72 131H73V130H72ZM84 131H85V129H84ZM134 131H135V129H134ZM161 131H162V130H161ZM161 131H159V132H161ZM167 131H168V130H167ZM171 131H172V130H171ZM171 131H170V133H171ZM204 131H206V130L204 129ZM217 131H218V130H217ZM217 131H216V133H217ZM3 132H4V134H3L2 131H1V134H2L3 136H5V133H7V135H8V133H9V132H5V131H3ZM27 132H28V131H27ZM47 132H48V131H47ZM73 132H74V131H73ZM123 132H124V131H123ZM150 132H151V131H150ZM159 132H158V133H159ZM162 132H164V131H162ZM218 132H220V131H218ZM11 133H12V132H11ZM18 133H19V130H18ZM30 133H31V135H32V132H30ZM71 133H72V132H71ZM121 133H122V132H121ZM135 133H136V131H135ZM155 133H156V132H155ZM214 133H215V131H214ZM216 133H215V134H216ZM248 133H250V132H248ZM22 134H24V132H23ZM41 134H42V133H41ZM41 134H40V137H41ZM72 134H73V133H72ZM156 134H157V133H156ZM166 134H167V133H166ZM215 134H214V135H215ZM62 135H63V134H62ZM68 135H69V134H68ZM70 135H71V134H70ZM73 135H74V137H75V133H74ZM118 135H119V134H118ZM118 135H117V136H118ZM133 135H134V134H133ZM136 135H138V133H137ZM158 135H160V134H157V136H158ZM162 135L165 136L164 133H163ZM206 135H207V134H206ZM206 135H205V137H206ZM217 135H218V134H217ZM14 136H16V133L14 134ZM18 136H19V135H18ZM18 136H17V140H16V141H18ZM23 136L26 137V135H23ZM66 136H67V135H65V137H66ZM111 136H112V135H111ZM111 136H110V137H111ZM127 136H128V135H127ZM127 136H126V137H127ZM168 136H169V135H168ZM219 136H220V135H219ZM6 137H7V136H6ZM28 137H29V140H30V136H28ZM33 137H34V135H32V138H33ZM40 137H38V138L40 139ZM68 137H70L69 139H71V136H67V139H68ZM119 137H122V135H120ZM131 137H132V136H131ZM174 137H175V136H174ZM174 137H172V138H174ZM76 138H77V137H76ZM111 138H112V137H111ZM113 138H114V137H113ZM113 138H112V139H113ZM116 138H118V137H116ZM116 138H115V139H116ZM132 138H133V137H132ZM132 138H131V139H132ZM142 138H143V137H142ZM168 138H169V137H168ZM168 138H167V139H168ZM170 138H171V137H170ZM15 139H16V138H15ZM24 139H25V138H24ZM72 139H73V138H72ZM78 139H79V138H78ZM80 139H81V138H80ZM108 139H109V138H108ZM120 139H122V138H120ZM134 139H135V138H134ZM158 139H159V138H158ZM5 140H6V139H5ZM12 140H13V139H12ZM64 140H66V139L64 138ZM90 140H91V139H90ZM141 140H142V139H141ZM9 141H10V140H9ZM13 141H14V140H13ZM67 141H68V140H67ZM91 141H92V140H91ZM128 141H129V140H128ZM128 141L125 140V143H127ZM138 141H140V140H138ZM138 141H137V142H138ZM143 141H144V140H143ZM143 141H142V142H143ZM145 141H146V140H145ZM151 141H152V140H151ZM172 141H173V140H172ZM172 141H170L171 144H172ZM102 142H104V141H102ZM149 142H150V141H149ZM176 142H177V141H176ZM211 142H212V141H211ZM13 143H14V142H13ZM17 143H18V142H17ZM62 143H63V142H62ZM68 143H69V141H68ZM85 143H86V142H85ZM91 143H92V142H91ZM144 143H146V142H144ZM151 143H152V142H151ZM2 144H3V143H2ZM5 144H6V143H5ZM5 144H4V145H5ZM10 144H11V143H9V145H10ZM24 144H26V142H25ZM63 144H66V143H63ZM76 144H78V143H76ZM76 144H75V145H76ZM86 144H87V143H86ZM105 144H106V143H105ZM105 144H104V145H105ZM107 144H108V143H107ZM135 144H136V143H135ZM140 144H141V142H140ZM140 144L138 143V145H135V146H139ZM175 144H176V143H175ZM4 145H3V147H4ZM15 145H16V144H15ZM101 145H103V144H101ZM108 145H110V141H109V144H108ZM141 145H142V144H141ZM143 145H144V144H143ZM148 145H151V144H148ZM148 145H147V146H148ZM156 145H157V143H156ZM172 145H173V144H172ZM212 145H213V144H212ZM22 146H23V145H22ZM61 146H62V145H61ZM66 146H67V147H66ZM66 146H65V148H67V149L69 148V150L71 149V147H68V145H66ZM84 146H85V145H84ZM97 146H98V148H96L95 150H93V151L90 150L91 153H90V155H89V159H92V160H93L94 158H97L98 156L100 157V155L103 154V151H102L103 148L101 149V148L99 147V145H97ZM121 146H122V145H120V149H121ZM125 146H126V145H125ZM135 146H134V147H135ZM144 146H145V145H144ZM147 146H146V147H147ZM151 146L153 147V145H151ZM8 147H9V146H8ZM87 147H88V144H87ZM87 147L84 148V149H87ZM116 147H118V146H116ZM122 147H123V146H122ZM132 147H133V145H132ZM152 147H151V148H152ZM9 148H10V147H9ZM25 148H26V147H25ZM65 148H64V145H63V149H64V150H66ZM89 148H90V147H89ZM123 148H124V147H123ZM140 148L142 149V147H140ZM140 148H139V149H140ZM149 148H150V147H149ZM4 149H5V148H4ZM13 149H14V148H13ZM60 149H61V148H60ZM79 149H80V147H79ZM84 149H83V150H84ZM90 149H91V148H90ZM104 149H106V147H105ZM128 149H129V148H128ZM137 149H138V148H132V149L128 152L129 155H130V156H133V157H134V156H137V155L139 154V153H138L139 149H138V150H137ZM141 149H140V154H141V153L144 154L146 151L141 152ZM144 149H145V148H144ZM23 150H24V149H22V152H23ZM29 150H30V149H29ZM61 150H62V149H61ZM108 150H109V149H108ZM108 150H107V151H108ZM147 150H149V149H147ZM150 150H151V149H150ZM73 151H74V150H73ZM76 151H77V150H76ZM88 151H89V149H88ZM105 151H106V150H105ZM123 151H124V149L122 150V153H123ZM125 151H126V150H125ZM159 151H160V150H159ZM193 151H194V150H193ZM7 152H8V149H7ZM7 152H6V153H7ZM17 152H18V150H17ZM17 152H16V153H17ZM25 152H26V151H25ZM60 152H61V151H60ZM67 152H68V150H67ZM67 152H66L67 155H66L65 152H64L65 157L68 156L69 153H72L71 151H70L69 153H67ZM79 152H80V151L78 150V153H79ZM84 152H86V150H85ZM110 152H111V151H110ZM150 152H151V151H150ZM185 152H186V151H185ZM6 153H5V155H6ZM14 153H15V152H14ZM16 153H15V154H16ZM23 153H24V152H23ZM62 153H63V151H62ZM62 153H61V155H62ZM80 153H82V155H83V152H82V151H81ZM87 153H88V152H87ZM147 153H148V152H147ZM158 153H159V152H158ZM163 153H164V152H163ZM163 153H161V154H163ZM38 154H40V153H38ZM72 154H73V153H72ZM74 154H75V152H74ZM74 154H73V155H74ZM119 154H120V153H119ZM126 154H127V152H126ZM152 154H154V150H153V153H152ZM156 154H157V153H156ZM167 154H168V153H167ZM0 155H1V154H0ZM61 155H60V157H61ZM64 155H63L62 157H64ZM73 155H72V156H73ZM84 155H85V154H84ZM87 155H88V154H87ZM116 155H117V154H116ZM157 155H158V154H157ZM159 155H160V154H159ZM165 155H166V154H165ZM170 155H171V154H170ZM2 156H3V155H2ZM8 156H10V155H8ZM14 156L16 157V155H14ZM18 156H19V155H18ZM23 156H24V155H23ZM72 156H71V157H72ZM74 156H75V155H74ZM80 156H81V155H80ZM123 156H124V155H123ZM126 156H127V155H126ZM151 156H152V155H151ZM151 156H150V157H151ZM154 156H156V155H154ZM162 156H163V155H162ZM173 156H174V155H173ZM198 156H200V155H198ZM33 157H34V156H33ZM57 157H58V156H57ZM76 157H77V154H76ZM84 157H85V156H84ZM160 157H161V156H160ZM167 157H169V156L167 155ZM6 158H7V157H6ZM8 158H10V157H8ZM8 158H7V159H8ZM55 158H56V156H55ZM72 158H73V157H72ZM79 158H80V157H79ZM118 158H119V157H117V159H118ZM121 158H122V157H121ZM129 158H130V157H129ZM131 158H132V157H131ZM153 158H155L154 160H156L158 157H153ZM170 158H171V157H170ZM189 158H190V157H189ZM189 158H188V160H189ZM197 158H198V157H197ZM10 159H11V158H10ZM23 159H24V158H23ZM36 159H37V158H36ZM70 159H71V158H70ZM73 159H74V158H73ZM73 159H71V160H72L73 162L76 163V161H74L75 159H74V160H73ZM80 159H82V158H80ZM80 159H79V160H80ZM163 159H164V158L162 157V160H163ZM171 159H173V158H171ZM171 159H170V160H171ZM199 159H200V157H199ZM2 160H3V157H2ZM60 160H61V159H60ZM115 160H116V158H115ZM119 160H120V159H119ZM142 160H143V159H142ZM145 160H146V159H145ZM152 160H153V159H152ZM159 160H160V159H159ZM165 160H166V159H165ZM174 160H175V157H174ZM183 160H184V159H183ZM3 161H4V160H3ZM6 161H7V160H6ZM8 161H9V159H8ZM8 161H7V163H8ZM27 161H28V160H27ZM34 161H35V160H34ZM37 161H38V159H37ZM63 161H64V160H63ZM63 161H60V162H63ZM77 161H78V160H77ZM81 161H82V160H81ZM132 161H135V162H136V160H132ZM189 161H190V160H189ZM198 161H200V160H198ZM50 162H51V161H50ZM58 162H59V160H58ZM68 162H70V161H67V163H68ZM128 162H129V161H128ZM138 162H139V161H138ZM138 162H137V163H138ZM165 162H166V161H162V162L159 161V163H161V164L163 163L162 166L164 165ZM167 162H168V161H167ZM167 162H166V163H167ZM171 162H172V163H171ZM171 162H168V163L171 164L170 166L168 165L169 167L174 168L175 170L177 169V171H178V169L181 168V164H180V163L174 162V161H172V160H171ZM184 162H185V161H184ZM186 162H187V159H186ZM190 162H191V161H190ZM235 162H236V161H235ZM1 163H2V162H1ZM3 163H4V162H3ZM3 163H2V164H3ZM7 163H6V165H7ZM18 163H19V162H18ZM21 163H22V162H21ZM55 163H56V162H55ZM67 163H66V164H67ZM95 163H96V162H95ZM137 163H136V164H137ZM151 163H152V162H151ZM154 163H156V161H155ZM27 164H28V162H27ZM52 164H53V163H52ZM69 164H70V163H69ZM91 164H92V163H91ZM91 164H90V165H91ZM117 164H118V163H117ZM133 164H134V163H133ZM136 164H134V166H135ZM140 164H141V163H140ZM144 164H146V162H144ZM15 165H16V164H15ZM59 165L61 166V164H59ZM59 165H58V166H59ZM73 165H74V164H73ZM75 165H76V167H77L78 164H75ZM119 165H122L121 167H124V168H123L122 170H121V169H120V170L115 169V171H114V172H116L115 175H118V178H119V176H120V177L122 178V180L124 181V183H126V181H131V182L135 183L136 186H137V188H136V193H135V192H131L130 197H131L132 201H133L136 205H138V206H141V207H145V206H147V212H148V214H149L148 217L150 216V218H151L152 215L155 216L156 214H152V211H154V209L149 208V205H150L152 202L155 201V198L153 197V198H154V199H153L152 196H148L149 194L147 195V193L143 192L142 189H141V186L143 185V184H141V183H144V182L142 181V178H141V176H139V175L141 174L140 172H144V171H146V170L141 171V169H140V170H139L140 172L138 171L140 174L137 175V174L134 173L133 171L127 170V166H128L129 164H127V161H125V160H123V159L120 160ZM146 165H148V164H146ZM153 165H154V164H153ZM182 165H183V163H182ZM184 165H185V163H184ZM189 165H190V164H189ZM34 166H35V165H34ZM87 166H88V165H87ZM93 166H94V164H93ZM96 166H97V165L95 164V167H96ZM103 166L105 167V165H103ZM136 166H137V165H136ZM136 166H135V167H136ZM142 166H143V165H142ZM154 166H156V165H154ZM166 166H167V165L165 164V167H166ZM193 166H194V165H193ZM198 166H199V165H198ZM201 166H202V165H201ZM6 167H7V166H6ZM19 167H20V166H19ZM31 167H32V165H31ZM71 167H72V166H71ZM121 167H120V168H121ZM138 167H139V166H138ZM146 167H147V166H146ZM3 168H4V167H2L1 169H3ZM25 168H26V167H25ZM59 168H61V167H59ZM68 168H69V167H68ZM68 168L66 167V170H67ZM74 168H75V167H74ZM87 168H88V167H87ZM91 168H92V166L89 168L90 171H91ZM101 168H102V167H101ZM130 168H131V167H130ZM136 168H137V167H136ZM136 168H134V169H136ZM147 168H148V167H147ZM154 168H157V167H154ZM162 168H163V167H162ZM167 168H168V167H167ZM200 168H201V167H200ZM28 169H30V168H28ZM28 169H26V171H27ZM108 169H109V168H108ZM145 169H146V168H145ZM164 169H165V168H164ZM205 169H206V168H205ZM21 170H22V169H21ZM21 170H20V171H21ZM31 170H32V169H31ZM31 170H30V171H31ZM93 170L96 171L95 169H93ZM109 170H110V169H109ZM109 170H108V171H109ZM113 170H114V169H113ZM147 170H150V167H149V169H147ZM157 170H158V168H157ZM157 170H156V171H157ZM206 170L208 171V169H206ZM4 171H5V170H4ZM51 171H52V170H51ZM64 171H65V170H64ZM71 171H75V170H71ZM79 171H80V170H79ZM79 171H78V172H79ZM81 171H82V169H81ZM86 171H87V170H86ZM104 171H105V170H104ZM156 171H155V172H156ZM158 171H160V169H159ZM161 171H162V170H161ZM166 171H167V169H166ZM181 171H182V170H181ZM190 171H191V170H190ZM203 171L205 172V170H203ZM2 172H3V171H2ZM55 172H57V171H55ZM62 172H63V171H62ZM78 172H77V173H78ZM88 172H89V171H88ZM188 172H189V171H188ZM229 172H230V171H229ZM229 172H228V173H229ZM20 173H21V172H20ZM57 173H58V172H57ZM59 173H60V171H59ZM64 173H65V172H64ZM83 173H84V171H83ZM83 173L81 172V174H80L81 177L84 175ZM86 173H87V172H86ZM86 173H85V174H86ZM104 173H105V172H104ZM104 173L102 174L101 178H99V179H100V180H99V186H103V182H106L107 179H109V176H108V178H107V177L105 176ZM112 173H113V172H112ZM112 173H111V174H112ZM145 173H146V172H145ZM145 173H144V175H145ZM164 173H166V172H164ZM168 173H169V171H168ZM177 173H178V172H177ZM205 173H206V172H205ZM205 173H204V174H205ZM0 174H1V172H0ZM10 174H11V173H10ZM10 174H9V175H10ZM13 174H14V173H13ZM61 174H62V173H60V175H61ZM65 174H66V173H65ZM68 174H69V173H68ZM82 174H83V175H82ZM96 174H97V173H96ZM111 174H110V175H111ZM113 174H114V173H113ZM171 174H172V173H171ZM171 174L169 173V175H171ZM1 175H2V174H1ZM1 175H0V177H1ZM55 175H56V173H55ZM71 175H72V174H71ZM87 175H88V174H87ZM144 175H143V176H144ZM166 175H167V173H166ZM179 175H180V174H178V177H179ZM183 175H184V174H183ZM186 175H187V174H186ZM189 175H190V172H189ZM189 175H188V176H189ZM33 176H34V175H33ZM49 176H50V175H48V177H49ZM65 176H66V175H65ZM76 176H77V175H76ZM78 176H79V175H78ZM85 176H86V175H85ZM147 176H148V175H147ZM180 176H181V175H180ZM194 176H196V175H194ZM194 176H193V177H194ZM205 176H207V175H205ZM205 176H204V177H205ZM2 177H3V176H2ZM12 177H13V176H12ZM14 177H15V176H14ZM55 177H56V176H55ZM58 177H59V176H58ZM79 177H80V176H79ZM81 177H80V178H81ZM145 177H146V176H145ZM167 177H168V176H167ZM185 177H186V176H185ZM190 177H192V176H190ZM10 178H11V177H10ZM32 178L34 179V177H32ZM51 178H53V177H51ZM67 178H68V177H67ZM70 178H71V177H70ZM72 178H73V177H72ZM72 178H71V179H72ZM74 178H75V177H74ZM97 178H98V177H97ZM149 178H150V177H148V179H149ZM160 178H161V177H160ZM170 178L172 179V175L170 176ZM20 179H21V178H20ZM48 179H49V178H48ZM76 179H78V178L76 177ZM81 179H82V178H81ZM92 179H93V177H92ZM94 179H95V178H94ZM187 179H188V177H187ZM206 179H207V178H206ZM45 180H46V179H45ZM53 180H54V179H52V182L55 183V181H53ZM69 180H70V179H69ZM112 180H113V179H112ZM112 180H111V181H112ZM117 180H118V179H117ZM117 180H116V181H117ZM146 180H147V179H146ZM149 180H150V179H149ZM183 180H184V179H183ZM189 180H190V179H189ZM195 180H196V179H195ZM36 181H37V180H36ZM64 181H65V180H64ZM96 181H98V179H97ZM108 181H110V180H108ZM123 181H122V182H123ZM147 181H148V180H147ZM173 181H174V177H173ZM180 181H182V180H180ZM180 181L178 182V183H179L178 185H180ZM187 181H188V180H187ZM199 181H200V180H199ZM9 182H10V181H9ZM42 182H43V181H42ZM44 182L48 183L47 181H44ZM52 182H51V183H52ZM87 182H88V181H87ZM89 182H90V181H89ZM185 182H186V181H185ZM46 183H45L44 185H46ZM51 183H50V185H51ZM68 183H69V182H68ZM76 183H78V182L76 181ZM90 183H91V182H90ZM90 183H88V184H90ZM106 183H108V182H106ZM106 183H105V184H106ZM112 183H113V181H112ZM114 183H115V182H114ZM124 183H123V184H124ZM150 183H152V182H149V184H150ZM186 183H187V182H186ZM191 183H192V182H191ZM207 183H208V182H207ZM207 183H206V184H207ZM209 183H210V181H209ZM12 184H13V183H12ZM20 184H21V183H20ZM20 184H19V185H20ZM56 184H57V183H55L54 185H56ZM72 184H73V183H72ZM74 184H75V183H74ZM118 184H119V183H118ZM144 184H145V183H144ZM147 184H148V183H147ZM158 184H159V183H158ZM161 184H162V183H161ZM187 184H188V183H187ZM187 184H186V185H187ZM13 185H14V184H13ZM47 185H48V184H47ZM47 185H46V186H47ZM50 185L48 186L49 188H50ZM57 185H59V184H57ZM116 185H117V184H116ZM116 185H115V186H116ZM120 185H121V184H120ZM128 185H130V184L128 183ZM128 185H127V186H128ZM184 185H185V184H184ZM189 185H190V184H189ZM34 186H35V184H34ZM60 186H61V185H60ZM60 186L58 187V189L60 188ZM91 186H92V185H91ZM121 186H122V185H121ZM147 186H150V185H147ZM190 186H191V185H190ZM42 187H43V184H42ZM48 187H47V188H48ZM52 187H53V186H52ZM86 187H87V186H86ZM107 187H108V186H107ZM110 187H112V186L110 185ZM150 187H152V186H150ZM150 187H149V188H150ZM160 187H162V186H160ZM180 187H182V186H180ZM187 187H188V185H187ZM196 187H197V185H196ZM198 187H199V186H198ZM203 187H204V186H203ZM209 187H210V186H209ZM215 187H216V185H215ZM9 188H10V187H9ZM9 188H8V190H9ZM44 188H45V187H44ZM49 188H48V189H49ZM94 188H95V187H94ZM117 188H119V186H118ZM121 188H122V187H121ZM124 188H126V187H124ZM129 188H130V187H129ZM162 188H163V187H162ZM174 188L176 189V187H174ZM182 188H183V187H182ZM190 188H191V187H190ZM193 188H194V186H193ZM201 188H202V187H201ZM18 189H19V188H18ZM34 189H35V187H34ZM95 189H96V188H95ZM113 189H114V188H113ZM132 189H133V187H132ZM198 189H199V188H198ZM202 189H203V188H202ZM263 189H264V188H263ZM22 190H23V189H22ZM30 190H31V189H30ZM43 190H44V189H43ZM52 190H53V188H52ZM56 190H57V189L55 188V191H56ZM110 190H112V189H110ZM119 190H120V189H119ZM119 190H118V191H119ZM154 190H155V189H153L152 192H153ZM180 190H181V189H180ZM183 190H184V188H183ZM185 190H186V189H185ZM208 190H209V188H208ZM9 191H10V190H9ZM23 191H24V190H23ZM36 191H38V190H36ZM44 191H45V190H44ZM44 191H43V193H44ZM48 191H50V193H52L51 190H48ZM83 191H84V190H83ZM86 191H87V189H86ZM88 191H89V190H88ZM112 191H113V190H112ZM114 191L116 192V189H115ZM126 191H128V190H126ZM126 191L123 190V188H122V191H120V192H121V194H123L124 196L127 195V194H130V191H128V192H126ZM164 191H165V189H164ZM190 191H191V190H190ZM209 191H210V190H209ZM16 192H17V191H16ZM29 192H30V191H29ZM29 192H28V193H29ZM59 192H60V191H59ZM71 192H72V191H71ZM73 192H74V191H73ZM73 192H72V193H73ZM95 192H96V191H94V193H95ZM147 192L149 193V189H148ZM166 192H167V191H166ZM170 192H172V191H170ZM205 192H206V191H205ZM216 192H218V191H216ZM216 192H215V193H216ZM225 192H226V191H225ZM8 193H10V192H8ZM17 193H18V192H17ZM30 193H31V195H32V190H31ZM47 193H48V192H47ZM50 193H48V194H50ZM55 193H56V192H55ZM60 193H61V192H60ZM65 193H66V192H65ZM91 193H92V192H91ZM91 193H90V194H91ZM110 193H111V191H110ZM112 193H113V192H112ZM201 193H202V192H201ZM209 193H210V192H209ZM218 193H219V192H218ZM44 194H45V193H44ZM44 194L42 195V197L44 196ZM48 194H47V195H48ZM57 194H58V193H57ZM82 194H83V193H82ZM117 194H118V193H117ZM150 194H152V193H150ZM157 194H158V192H157ZM179 194H180V193H179ZM184 194H185V196H186V191H185ZM184 194H182L183 197H185ZM14 195H15V194H14ZM21 195H22V194H21ZM21 195H20V196H21ZM52 195H53V194H52ZM60 195H62V193H61ZM73 195H74V194H73ZM95 195H96V194H95ZM97 195H98V194H97ZM108 195H109V197L111 196L109 193H108ZM112 195H113V194H112ZM115 195H116V194H115ZM168 195H171V194L169 193ZM187 195H188V194H187ZM195 195H196V194H195ZM202 195H203V194H202ZM219 195H220V194H219ZM219 195H216V197H217V196L219 197ZM222 195H224V194H222ZM0 196H1V195H0ZM48 196H49V195H48ZM85 196H87V195H85ZM113 196H114V195H113ZM113 196H112V197H113ZM120 196H121V195H120ZM157 196H158V195H157ZM157 196H156V197H157ZM175 196L178 197V193H177V195H175ZM188 196L191 198L190 195H188ZM207 196H208V195H207ZM213 196H214V195H213ZM261 196H262V195H261ZM261 196H260V197H261ZM1 197H2V196H1ZM30 197H31V196H30ZM44 197H45V196H44ZM49 197H52V196H49ZM63 197L65 198L64 194H63ZM69 197H71V196H69ZM96 197H97V196H96ZM98 197H100V196H98ZM101 197H103V196H101ZM106 197H107V196H106ZM109 197H107V198H109ZM112 197H111V198H112ZM115 197H116V196H115ZM121 197H122V196H121ZM121 197H120V198L117 197L118 200L121 199ZM170 197H171V196H170ZM194 197H195V196H194ZM204 197H205V196H204ZM88 198H89V197H88ZM94 198H95V197H94ZM122 198H123V197H122ZM126 198H127V197H126ZM179 198H180V196H179ZM179 198H176V200L179 199ZM186 198H187V199H186V203H188V202H189V201L187 202L188 197H186ZM206 198H209V197H206ZM206 198H205V199H206ZM212 198H214V197H212ZM225 198H226V197H224V199H225ZM6 199H8V198H6ZM12 199H13V198H12ZM12 199H11V200H12ZM29 199H30V198H29ZM82 199H83V198H82ZM91 199H92V198H91ZM100 199H102V198H100ZM105 199H106V198H105ZM112 199H113V198H112ZM170 199H171V198H170ZM180 199H181V198H180ZM256 199H257V198H256ZM14 200H15V199H14ZM18 200H19V199H18ZM30 200H31V199H30ZM40 200H44V198H43V199L40 198ZM48 200H49V199H48ZM52 200H53V199H52ZM84 200H85V199H84ZM122 200H123V199H122ZM124 200H125V199H124ZM190 200H191V199H190ZM203 200H204V199H203ZM207 200H208V199H206V201H207ZM220 200H222V199H220ZM220 200H219V201H220ZM252 200H253V199H252ZM257 200H258V199H257ZM257 200H256V203H257ZM53 201H54V200H53ZM76 201H77V200H76ZM76 201H75V202H76ZM89 201H90V199H89ZM94 201H95V200H94ZM94 201L88 205V206H89V208H88V210H87L88 212L85 210V211L88 213V217H87V216H86L87 218L84 217V218H85L84 223H82V221H80V222L84 225V227H85V224H86L87 228L91 231L90 234L93 233L94 235H96V237H98V236H101L100 238L103 237V238H102V241H101L102 243H103V241H104V238H105V240H106L107 242H109V240H107V238H106V235L108 236L107 233H110V232L108 231V232L106 233V232L100 230V227H101V226H99L100 224H98V223L96 222V220H98V218H99L100 216L96 218V215H97L96 211H97V210H98V211L100 210L101 212H103V214H104V213L107 214V215L109 216V218H107V219H108L109 222H112V225H113V223H117V224H118V223H120V222H122V223H124V222L121 221L122 219H121V220L118 219V217H116L113 213H111V212H112V211H111V208H110L111 205L109 206V205L107 204L106 206H103V204H104V203H103L102 205H99V204H98V205H99V206H98V205H96V204L94 203ZM112 201H113V200H112ZM132 201H130V202H132ZM253 201H254V200H253ZM6 202H7V204H8V201H6ZM18 202H19V201H18ZM45 202H46V201H45ZM49 202H50V201H49ZM49 202H48V203H49ZM62 202H63V201H62ZM62 202H61V203H62ZM71 202H72V201H71ZM73 202H74V201H73ZM75 202H74V203H75ZM96 202H97V201H96ZM108 202H110V201L108 200ZM114 202H115V201H114ZM123 202H124V201H123ZM125 202H127V201H125ZM155 202H156V201H155ZM191 202H192V201H191ZM254 202H255V201H254ZM254 202L252 203V205L254 204ZM258 202H259V201H258ZM41 203H42V202H41ZM41 203H40V205H41ZM48 203H47V205L44 203V205H45L46 207H48ZM54 203H55V202H54ZM78 203H80V202H79V199H78ZM84 203H85V202H84ZM86 203H87V202H86ZM86 203H85V204H86ZM197 203H198V202H197ZM204 203H206V202H204ZM208 203H209V202H208ZM221 203H222V201H221ZM248 203L251 204V200H249V202L245 203V204H246V205H245L246 207H247V204H248ZM256 203H255V204H256ZM259 203H260V202H259ZM0 204H1V203H0ZM7 204H6V205H7ZM19 204H20V203H19ZM49 204H50V203H49ZM75 204H76V203H75ZM100 204H101V201H100ZM116 204H117V203H116ZM128 204L131 205L132 203H131V204L128 203ZM160 204H161V203H160ZM167 204H168V203H167ZM181 204H182V203H181ZM190 204H191V203H190ZM9 205H10V204H9ZM12 205H13V204H12ZM59 205H60V204H59ZM63 205H64V204H63ZM63 205H62L61 207H63ZM70 205H71V204H70ZM78 205H80V204H78ZM120 205H124V203H120ZM171 205H172V204H171ZM207 205H208V204H207ZM221 205H222V204H221ZM248 205H249V204H248ZM252 205H251V206L249 205V206L252 208V207H253ZM45 206H44V207H45ZM56 206H57V205H56ZM68 206H69V205H68ZM81 206H82V205H81ZM131 206H132V205H131ZM210 206H212V205H210ZM7 207H8V206H6V209H7ZM40 207H41V206H40ZM54 207H55V206H54ZM58 207H60V206H58ZM70 207H71V206H70ZM117 207H118V206H117ZM153 207H154V206H153ZM18 208H19V207H18ZM42 208H43V205H42ZM42 208H40V210H41ZM86 208H87V207H86ZM204 208H205V207H204ZM209 208H210V207H209ZM32 209H33V207H32ZM43 209L45 210V208H43ZM46 209H48V208H46ZM56 209H57V208H56ZM56 209H55V210H56ZM112 209H114V208H112ZM119 209H120V208H119ZM129 209H130V207H129ZM190 209L192 210L193 208H189V210H190ZM205 209H206V208H205ZM211 209L214 210V208H212V207H211ZM247 209H248V208H247ZM247 209H246V211H247ZM51 210H52V209H50V211H51ZM55 210H53V211H55ZM60 210H62V209H60ZM68 210H69V209H68ZM121 210H122V207H121ZM137 210H138V209H137ZM143 210H144V209H143ZM191 210H190V211H191ZM215 210H216V209H215ZM217 210H218V209H217ZM251 210H252V209H251ZM255 210H256V209H255ZM255 210H254V211H255ZM5 211H6V210H5ZM42 211H43V210H42ZM46 211H47V210H46ZM63 211H64V209H63ZM69 211H70V210H69ZM100 211H99V212H100ZM131 211H132V210H131ZM140 211H142V210L140 209ZM157 211H158V209H157ZM201 211H202V210H201ZM220 211H221V209H220ZM244 211H245V210H244ZM43 212H45V211H43ZM70 212L72 213V211H70ZM76 212H77V211H75V213H76ZM99 212H98V213H99ZM135 212H136V211H135ZM158 212H160V211H158ZM181 212H182V211H181ZM197 212H198V211H197ZM197 212H194V213L196 214ZM218 212H219V211H218ZM249 212H250V211H249ZM40 213H41V211H40ZM45 213H46V212H45ZM52 213H53V212H52ZM55 213H56V212H55ZM60 213H61V212H60ZM131 213H132V212H131ZM136 213H137V212H136ZM136 213H135V214H136ZM141 213H142V212H141ZM179 213H180V212H179ZM202 213H204V212H202ZM11 214H12V213H10V214L8 213V215H9L10 217H11ZM18 214H20V213L18 212ZM46 214L48 215V214H50V213H46ZM58 214H59V213H58ZM61 214H63V213H61ZM79 214H80V213H79ZM89 214L91 215V217H89ZM100 214H101V213H100ZM100 214H99V215H100ZM103 214H101V215H103ZM132 214L134 215V213H132ZM137 214H138V213H137ZM139 214H140V213H139ZM139 214H138V215H139ZM144 214H145V213H144ZM180 214H182V213H180ZM188 214H189V215H190V214L192 215V213H189V211H188ZM206 214H209V213H208V212L206 213V211H205L204 216H205ZM220 214H222V211H221ZM239 214H240V213H239ZM239 214H238V215H239ZM252 214H253V213H252ZM4 215H5V214H4ZM4 215H3V217L5 218ZM32 215H34V213H33ZM56 215H57V214H56ZM59 215H60V214H59ZM69 215H71V214H69L68 212H66V213H65V216H64L63 218H65V217H67V216H69ZM80 215H81V214H80ZM80 215H79V218H80ZM86 215H87V214H86ZM120 215H121V214H120ZM133 215H132V216H133ZM191 215H190V216H191ZM197 215H198V214H197ZM200 215H201V214H200ZM202 215H203V214H202ZM245 215H247V214H245ZM9 216H8V217H9ZM13 216H14V215H13ZM13 216H12V217H13ZM40 216H41V215H40ZM57 216H58V215H57ZM57 216H56V217H57ZM60 216H61V215H60ZM62 216H63V215H62ZM75 216L77 217V214H75ZM83 216H84V215H83ZM97 216H98V215H97ZM117 216H118V215H117ZM122 216H123V215H122ZM122 216H120V217H122ZM135 216H136V215H135ZM154 216H153V217H154ZM181 216H182V215H181ZM183 216H184V215H183ZM186 216H187V215H186ZM218 216H219V215H218ZM12 217H11V219H12ZM43 217H44V216H43ZM76 217H75V218H76ZM105 217H106V215H105ZM139 217H140V216H139ZM146 217H147V216H146ZM153 217H152L151 219H153L152 221H155V219H154ZM188 217H189V216H188ZM239 217H240V216H239ZM242 217H244V216H242ZM242 217H241V218H242ZM14 218H16V217H14ZM41 218H42V217H41ZM41 218L39 217L38 220H39V219H40V220H43V219H41ZM45 218H46V217H45ZM52 218H53V217H52ZM60 218H61V217H60ZM67 218H68V217H67ZM125 218H126V217H125ZM125 218H124V220H125ZM181 218H183V217H181ZM215 218H216V217H215ZM218 218H220V217H218ZM236 218H237V217H236ZM241 218H240L239 220H242ZM250 218H251V217H250ZM11 219H10V220H11ZM53 219H54V218H53ZM76 219H77V218H76ZM80 219H81V218H80ZM95 219H96V220H95ZM132 219H135V218H132ZM188 219H189V218H188ZM0 220H2V219L0 218ZM6 220H7V219H6ZM30 220H31V219H30ZM50 220H52V219H50ZM78 220H79V219H78ZM78 220H77V221H78ZM81 220H82V219H81ZM128 220H129V219H128ZM183 220H184V218H183ZM189 220H190V219H189ZM237 220H238V219H237ZM243 220H244V218H243ZM22 221H23V220H22ZM45 221H46V223H48L47 220H45ZM48 221H49V220H48ZM55 221H56V220H55ZM62 221H63V220H62ZM135 221H139V219H137V220H135ZM147 221H148V220H147ZM190 221H191V220H190ZM23 222H24V221H23ZM43 222H44V220H43ZM43 222H42V228H44L45 225H46L45 222H44L45 225H43ZM73 222H74V219H73ZM75 222H76V221H75ZM103 222H104V221H103ZM103 222H102V223H103ZM125 222H127V221H125ZM130 222H132V221H130ZM193 222H194L195 224H197V223L199 222V219L195 217V218H193ZM218 222H219V220H218ZM238 222H241V221H238ZM1 223H2V222H1ZM1 223H0V224H1ZM13 223H14V222H13ZM13 223H12V224L10 223V224L13 225ZM39 223H40V222H39ZM67 223H68V222H66V224H67ZM78 223H79V222H78ZM99 223H100V222H99ZM107 223H108V222H107ZM134 223H135V222H134ZM134 223H133V224H134ZM152 223H153V222H152ZM152 223H151V222H148V223H147V227H148V228H152V227H153V224H154V223H153V224H152ZM219 223H220V222H219ZM219 223H218V225H219ZM236 223H237V222H236ZM31 224H32V223H31ZM48 224L50 225V221H49ZM48 224H47V225H48ZM69 224H70V222H69ZM71 224H72V223H71ZM71 224H70V225H71ZM73 224L75 225L76 223H73ZM108 224H109V223H108ZM108 224H107V225H108ZM117 224H116V225H117ZM120 224H121V223H120ZM124 224H125V223H124ZM129 224H130V223H129ZM133 224L131 223V225H133ZM135 224H138V223H135ZM135 224H134V225H135ZM139 224H141L140 221H139ZM139 224H138L137 226H138V227H141V229H142V225H143L144 223H143L141 226H139ZM187 224H188V223H187ZM3 225H4V224H3ZM38 225H39V224H38ZM47 225H46V226H47ZM49 225H48V226H49ZM60 225H61V223H60ZM62 225H63V224H62ZM74 225H73V226H74ZM76 225H78V224H76ZM112 225H111V226H112ZM122 225H123V224H122ZM127 225H128V224H127ZM134 225H133V226H134ZM188 225H189V224H188ZM191 225H192V223H191ZM218 225H217V227H218ZM237 225H238V223L236 224V226H237ZM51 226H52V225H50L49 228H51ZM68 226H69V225H68ZM78 226H79V225H78ZM133 226H132V227H133ZM236 226H235V227H236ZM0 227H2V226H0ZM6 227H8V226H6ZM14 227H15V226H14ZM40 227H41V225H40ZM52 227H54V226H52ZM63 227H64V226H63ZM102 227H103V225H102ZM102 227H101V228H102ZM123 227H124V226H123ZM132 227H129V228H132ZM134 227H135V226H134ZM134 227H133V230H132V231H135V230H134ZM138 227H137V228H138ZM143 227H144V226H143ZM187 227H188V226H187ZM210 227H211V225H210ZM217 227H216V228H217ZM42 228H41V230H44V229H42ZM46 228H47V227H46ZM54 228H55V227H54ZM76 228H77V227H76ZM81 228H82V225H81V227H80V230H81ZM107 228H108V226H107ZM113 228H114V225H113ZM119 228H120V227H119ZM137 228H136V229H137ZM0 229H2V228H0ZM3 229H4V228H3ZM56 229H57V228H56ZM64 229H65V228H64ZM70 229H72V228H70ZM82 229H83V228H82ZM104 229H105V230H108V229H106V228H104ZM104 229H103V230H104ZM121 229H122V228H121ZM121 229H120V231H121ZM124 229H125V228H124ZM126 229H127V228H126ZM126 229H125L124 232H126V231L129 232V231L126 230ZM184 229H185V228H184ZM187 229H188V228H187ZM187 229H186V230H187ZM211 229H212V228H211ZM217 229H218V228H217ZM217 229H216V230H217ZM234 229H235V228H234ZM11 230H14V229H11ZM38 230H39V229H38ZM41 230H39V231H41ZM47 230H48V229H47ZM47 230H46V231H47ZM60 230H61V229H60ZM75 230H76V229H75ZM77 230H78V229H77ZM113 230H114V229H113ZM186 230H184V232H185ZM235 230H236V229H235ZM57 231H58V229H57ZM65 231H66V229H65ZM65 231L62 229L61 232L63 233V232H65ZM87 231H88V230H87ZM122 231H123V230H122ZM132 231H131V232H132ZM11 232H12V231H11ZM43 232L45 233V231H42L41 233L43 234ZM70 232H72V231H70ZM81 232H82V230H81ZM85 232H86V230H85ZM111 232H112V230H111ZM115 232L118 233L117 231H114V235H115ZM127 232H126V233H127ZM131 232H130V233H131ZM136 232H137V231H136ZM213 232H214V231H213ZM216 232H217V231H216ZM49 233H50V231H49ZM55 233H56V232H55ZM65 233H66V232H65ZM65 233H64V234H65ZM68 233H69V232H68ZM72 233H73V232H72ZM126 233H125V235H126ZM130 233H129V234H130ZM137 233H138V232H137ZM185 233H186V232H185ZM4 234H5V230H2V231L0 230V238H2V237L4 236ZM11 234H12V233H10V235H11ZM20 234H21V233H20ZM46 234H47V233H45V235H46ZM51 234L53 235L54 233H52V231H51ZM51 234H49V235H51ZM83 234H84V235H83V237H84L86 234H85V233H83ZM127 234H128V233H127ZM210 234H211V233H210ZM12 235H13V234H12ZM12 235H11V236H12ZM21 235H22V234H21ZM36 235H37V234H36ZM36 235L30 233V235L27 237V239H25V240L23 241V243H21V245L17 246L16 248H13V247H15V246H10V245H9L11 248H13V250H12V252H11L10 254H7V255L5 254V255L8 257V260H9V257H10V259L12 260L11 262H13V263H11V262L8 263V262H7L6 264H51V256H50V255H51V253H52V255H53L52 257L55 258L56 254H53L54 252H52V249H51V251H50L51 253L49 252L50 255L47 253V250H46V249H48V248H45V247L47 246V243H48V242H47V240H48L47 235L45 236V238H47V240H46V239L44 240V238H42L43 240H40L41 237H40V239H39V238L36 237ZM43 235H44V234H43ZM43 235H42V237H44ZM72 235H73V234H72ZM91 235H92V234H91ZM110 235H111V234H110ZM185 235H187V234H185ZM23 236H24V235H23ZM26 236H27V235H26ZM74 236H76V237L78 236V239H80L79 235L74 234ZM74 236H73V237H74ZM81 236H82V233H81ZM87 236H89V235H87ZM92 236H93V235H92ZM112 236H113V234H112ZM112 236H111V237H112ZM117 236H119V235H117ZM122 236H123V234H122ZM129 236H130V235H128V237H129ZM210 236H211V235H210ZM239 236H240V235H239ZM243 236H244V235H242V237H243ZM246 236H247V235H246ZM53 237H55V236L53 235ZM83 237H82V238H83ZM94 237H95V236H94ZM94 237H93V238H94ZM115 237H116V235L113 236L112 238H115ZM132 237H134V235H132ZM212 237H213V236H212ZM212 237H211V238H212ZM25 238H26V237H25ZM74 238H75V237H74ZM85 238H86V236H85ZM85 238H84V240H85ZM87 238L89 239L90 237H87ZM93 238H91L90 240H94ZM98 238H99V237H98ZM109 238H110V237H109ZM109 238H108V239H109ZM136 238H138V237H136ZM243 238H246V237H243ZM14 239H16V237H15ZM52 239H53V238H52ZM75 239H76V238H75ZM88 239H87V240H88ZM95 239H96V241H97V238H95ZM119 239H120V237H119ZM119 239H118V240H119ZM125 239H127V238H125ZM130 239H131V238H130ZM187 239H188V238H187ZM212 239H213V238H212ZM216 239H217V238H216ZM7 240H8V239H7ZM11 240H12V237H11ZM54 240H56V238L53 239L51 242L53 243ZM131 240H132V239H131ZM213 240H214V239H213ZM245 240H247V239H245ZM8 241H9V240H8ZM57 241H58V240H57ZM94 241H95V240H94ZM94 241H92V242H94ZM116 241H117V237H116ZM214 241H215V240H214ZM214 241H213V242H214ZM248 241H250V240H248ZM248 241H245V242L247 243ZM9 242H10V241H9ZM51 242H50V243H51ZM54 242H55V241H54ZM99 242H100V241H99ZM104 242H105V241H104ZM120 242H121V240H120ZM120 242H118V243H120ZM133 242H134V241H133ZM208 242L211 243L212 241H208ZM252 242H253V241H252ZM254 242H255V241H254ZM254 242H253V243H254ZM95 243H96V242H95ZM172 243H173V242H172ZM217 243H218V242H217ZM253 243H251V244H253ZM9 244H10V243H9ZM13 244H14V243H13ZM18 244H19V243H18ZM18 244H17V245H18ZM58 244H59V243H57L56 246H58ZM98 244H99V243H98ZM196 244H197V243H196ZM205 244H206V243H205ZM207 244H208V243H207ZM249 244H250V242H249ZM255 244H256V243H255ZM257 244H258V243H257ZM7 245H8V244H7ZM14 245H15V244H14ZM53 245H54V247H55V243H53ZM60 245H61V244H60ZM96 245H97V244H96ZM101 245H103V244H101ZM104 245H106V244H104ZM120 245H121V244H120ZM0 246H1V245H0ZM48 246H49V245H48ZM116 246H118V245H116ZM116 246H114V248H115ZM256 246H257V245H256ZM5 247H6V246H5ZM60 247H61V246H60ZM112 247H113V246H112ZM205 247H206V245H205ZM0 248H1V247H0ZM166 248H167V247H166ZM166 248L164 247V249H166ZM171 248H172V247H171ZM202 248L205 249L204 247H202ZM202 248H201V249H202ZM206 248H207V247H206ZM250 248H251V247H250ZM252 248H253V247H252ZM254 248H256V247H254ZM49 249H50V248H49ZM49 249H48V250H49ZM59 249H61V248H59ZM164 249H163L162 251H164ZM4 250H5V249H4ZM7 250H8V249H7ZM62 250H65V249H62ZM95 250H96V249H95ZM112 250H115V249L112 248ZM119 250H120V249H119ZM160 250H161V248H160ZM5 251H6V250H5ZM60 251H61V250H60ZM115 251H118L117 247H116V250H115ZM115 251H114V252H115ZM63 252H64V251H63ZM65 252H66V251H65ZM65 252H64V253H65ZM97 252H98V251H97ZM114 252H113V253H114ZM155 252H156V251H155ZM201 252H202V251H201ZM1 253H2V252H1ZM1 253H0V254H1ZM7 253H9V252H7ZM60 253L62 254V252H60ZM67 253H69V252H67ZM77 253H78V252H77ZM109 253H110V252H109ZM118 253H119V251H118ZM118 253H114V254H118ZM157 253H159V249H158V252H157ZM178 253H179V252H178ZM100 254H101V253H100ZM105 254H106V253H105ZM119 254H120V253H119ZM119 254H118V255H119ZM160 254L163 255V254L161 253V251H160ZM198 254L200 255V250H199V252H197V255H198ZM2 255H4V254H2ZM2 255H1V257H4V256H2ZM64 255H65V254H64ZM67 255H68V254H67ZM81 255H82V254H81ZM81 255H80V256H81ZM83 255H84V254H83ZM92 255H93V254H92ZM94 255H95V254H94ZM98 255H99V253H98ZM178 255H180V254H178ZM69 256H70V254H69ZM73 256H74V255H73ZM75 256H76V255H75ZM110 256H111V254H110ZM113 256H114V255H113ZM113 256H112V257H113ZM115 256H116V255H115ZM115 256H114V257H115ZM129 256H130V255H129ZM181 256H182V255H181ZM65 257H66V256H65ZM83 257H86V256H83ZM130 257H131V256H130ZM130 257H129V258H130ZM163 257L166 258V259L171 260V261L173 262V264H184L183 262L185 261L183 258H182V259L184 260L183 262L179 261L178 258L174 255V252H173L172 250H166V253H164ZM193 257H195V256H193ZM54 258H53V260H54ZM81 258H82V257H80V259H81ZM90 258H91V257H89V259H90ZM96 258H97V257H96ZM100 258H101V257H100ZM110 258H111V257H110ZM110 258H109V259H110ZM117 258H118V257H117ZM121 258H122V257H121ZM132 258H133V257H132ZM159 258H160V257H159ZM75 259H76V258H75ZM80 259H79V260H80ZM94 259H95V258H94ZM103 259H104V258H103ZM161 259H162V258H161ZM15 260H19L20 262L18 263V262H16ZM77 260H78V259H77ZM85 260H86V259H85ZM96 260H97V259H96ZM104 260H106V259H104ZM118 260H120V259H118ZM123 260H124V259H123ZM123 260H122V262H123ZM158 260H160V259H158ZM190 260H191V259H190ZM190 260H189L188 262H190ZM55 261L57 262L56 259H55ZM55 261H54L53 263H56ZM64 261H65V259H64ZM70 261H71V257H70ZM72 261H75V260L72 259ZM113 261H115V260H113ZM148 261H149V260H148ZM161 261L164 262L165 259H162ZM192 261H193V259H192ZM194 261H195V260H194ZM2 262H4V261H2ZM5 262H6V261H5ZM5 262H4V263H5ZM59 262H60V261H59ZM75 262H76V261H75ZM85 262H86V261H85ZM88 262H89V261H88ZM106 262H107V261H106ZM109 262H110V261H109ZM116 262H117V261H116ZM116 262H114V263L116 264ZM122 262H121V263H122ZM165 262L168 263V261H165ZM165 262H164V264H165ZM188 262H186V263H188ZM57 263H58V262H57ZM79 263L81 264V262H79ZM82 263H83V262H82ZM96 263H97V262H96ZM110 263H111V262H110ZM114 263H113V264H114ZM0 264H3V263H0ZM59 264H62V263H59ZM65 264H67V263H65ZM73 264H74V263H73ZM84 264H87V263H84ZM102 264H104V263H102ZM106 264H107V263H106ZM111 264H112V263H111ZM118 264H120V263H118ZM129 264H131V262H130Z\"/></svg>",
	"mask_w": 264,
	"mask_h": 264
}]
</instances>
